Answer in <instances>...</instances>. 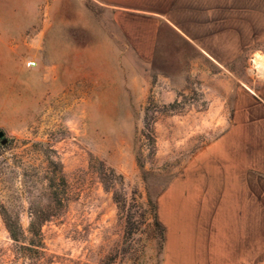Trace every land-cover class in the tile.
<instances>
[{
    "label": "rangeland",
    "instance_id": "1",
    "mask_svg": "<svg viewBox=\"0 0 264 264\" xmlns=\"http://www.w3.org/2000/svg\"><path fill=\"white\" fill-rule=\"evenodd\" d=\"M192 1L0 0V264H179L168 260V223L185 210L188 180L193 241L181 263L264 264L259 205L245 220L252 244L233 252L217 210L219 159L203 157L234 121L235 88L264 84L260 12L230 11L248 44L240 55L231 33L225 69L201 51L211 15L223 12L209 0L185 11ZM171 2L165 14L196 44L151 13ZM60 169L65 200L38 247L31 213L46 210ZM2 214L18 224L19 242Z\"/></svg>",
    "mask_w": 264,
    "mask_h": 264
},
{
    "label": "crops",
    "instance_id": "2",
    "mask_svg": "<svg viewBox=\"0 0 264 264\" xmlns=\"http://www.w3.org/2000/svg\"><path fill=\"white\" fill-rule=\"evenodd\" d=\"M172 2L168 3L164 10L151 11L152 14L160 16L166 27L175 35H180L188 44H196L195 39L185 32L182 25L171 18L166 12H171ZM185 11H194L198 6L205 7L201 2L193 0L184 3ZM255 4L256 11L260 12V27L264 28V0H209L208 5L220 15H211L209 29L210 47L204 46L201 51L212 61L224 65L232 60V34L238 33L236 43L239 45L240 55L247 47V40L243 37L242 27L235 26L229 16L233 8L243 9V5ZM240 5V6H239ZM170 9V10H169ZM231 15V14H230ZM195 18V17H194ZM243 18V17H241ZM212 29H215L214 31ZM232 33V34H231ZM224 34V35H223ZM213 45V47H212ZM218 50L228 54L218 56ZM217 53V54H216ZM264 57L256 55V59ZM259 69V68H258ZM260 71V70H259ZM263 74L264 72H261ZM235 88L236 113L234 121L226 132L213 141L203 152L218 158L214 168L215 174L223 178V184L218 188V212L223 215L225 233L223 238L231 247L233 252L243 251V245L252 244L247 238L245 220L254 211V206L259 205L260 212L264 214V84L251 88L245 82ZM225 91L233 92V86H226ZM202 157V158H203ZM186 195L183 198L184 211L172 216L169 224L167 240L168 260L179 264L189 259L192 248V230L189 223L188 210L192 208V196L197 192L196 184L188 180ZM259 210V208H257ZM163 214V219L169 222V217ZM187 217V218H186ZM223 226V225H222ZM233 228H236L233 230ZM191 235V236H190ZM244 235V238H243ZM246 237V238H245ZM228 238V239H227ZM194 246V244H193ZM228 259L230 262H242L243 259ZM232 264V263H231ZM236 264H238L236 262Z\"/></svg>",
    "mask_w": 264,
    "mask_h": 264
},
{
    "label": "trees",
    "instance_id": "3",
    "mask_svg": "<svg viewBox=\"0 0 264 264\" xmlns=\"http://www.w3.org/2000/svg\"><path fill=\"white\" fill-rule=\"evenodd\" d=\"M56 179H60L62 185H64L65 179L61 169L54 173L52 177V184L48 187V189L50 190L51 200L47 205L46 210L44 208L40 211H34L31 213L28 233L32 237L37 238L36 241L32 244L38 247H42L43 245V233L41 229L43 223L48 221L49 218L54 215V211L56 210V208H59L58 206L63 205V201L65 200V189H61L59 184L55 183ZM2 216L9 236L13 241L19 242V237L22 235V232L18 233V224L12 219L5 217L3 214Z\"/></svg>",
    "mask_w": 264,
    "mask_h": 264
},
{
    "label": "bare ground",
    "instance_id": "4",
    "mask_svg": "<svg viewBox=\"0 0 264 264\" xmlns=\"http://www.w3.org/2000/svg\"><path fill=\"white\" fill-rule=\"evenodd\" d=\"M257 67L261 72H264V57H259L256 59Z\"/></svg>",
    "mask_w": 264,
    "mask_h": 264
},
{
    "label": "built area",
    "instance_id": "5",
    "mask_svg": "<svg viewBox=\"0 0 264 264\" xmlns=\"http://www.w3.org/2000/svg\"><path fill=\"white\" fill-rule=\"evenodd\" d=\"M27 66H29V67L34 66V63L33 62H29V63H27Z\"/></svg>",
    "mask_w": 264,
    "mask_h": 264
},
{
    "label": "water",
    "instance_id": "6",
    "mask_svg": "<svg viewBox=\"0 0 264 264\" xmlns=\"http://www.w3.org/2000/svg\"><path fill=\"white\" fill-rule=\"evenodd\" d=\"M3 136V132L0 131V138ZM2 142L4 143L5 142V139L2 140Z\"/></svg>",
    "mask_w": 264,
    "mask_h": 264
}]
</instances>
